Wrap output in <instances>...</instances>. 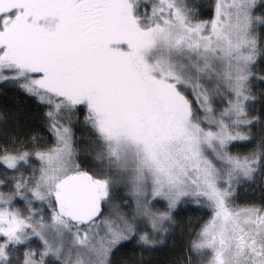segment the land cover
<instances>
[{
    "label": "snow or ice",
    "instance_id": "obj_1",
    "mask_svg": "<svg viewBox=\"0 0 264 264\" xmlns=\"http://www.w3.org/2000/svg\"><path fill=\"white\" fill-rule=\"evenodd\" d=\"M9 93L0 264H264V0H0Z\"/></svg>",
    "mask_w": 264,
    "mask_h": 264
},
{
    "label": "trees",
    "instance_id": "obj_2",
    "mask_svg": "<svg viewBox=\"0 0 264 264\" xmlns=\"http://www.w3.org/2000/svg\"><path fill=\"white\" fill-rule=\"evenodd\" d=\"M14 102V98L12 93H9L8 97L5 98L4 96L0 95V108L5 107L6 105H11ZM167 255V252H161L155 257L156 259L163 260Z\"/></svg>",
    "mask_w": 264,
    "mask_h": 264
}]
</instances>
